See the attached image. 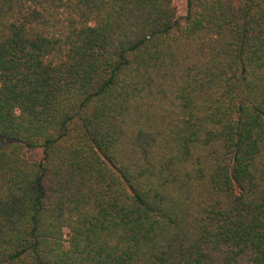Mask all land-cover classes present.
Masks as SVG:
<instances>
[{
    "label": "trees",
    "instance_id": "obj_1",
    "mask_svg": "<svg viewBox=\"0 0 264 264\" xmlns=\"http://www.w3.org/2000/svg\"><path fill=\"white\" fill-rule=\"evenodd\" d=\"M0 264H264V0H0Z\"/></svg>",
    "mask_w": 264,
    "mask_h": 264
},
{
    "label": "rangeland",
    "instance_id": "obj_2",
    "mask_svg": "<svg viewBox=\"0 0 264 264\" xmlns=\"http://www.w3.org/2000/svg\"><path fill=\"white\" fill-rule=\"evenodd\" d=\"M175 4L177 6L179 16H185L187 11V0H175Z\"/></svg>",
    "mask_w": 264,
    "mask_h": 264
}]
</instances>
